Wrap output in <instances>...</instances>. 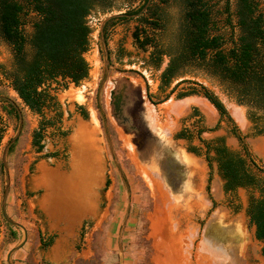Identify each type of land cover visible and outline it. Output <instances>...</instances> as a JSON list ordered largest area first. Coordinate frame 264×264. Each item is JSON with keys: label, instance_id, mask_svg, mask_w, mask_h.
Wrapping results in <instances>:
<instances>
[{"label": "rangeland", "instance_id": "rangeland-1", "mask_svg": "<svg viewBox=\"0 0 264 264\" xmlns=\"http://www.w3.org/2000/svg\"><path fill=\"white\" fill-rule=\"evenodd\" d=\"M141 1L114 0L111 10L96 9L88 15L87 22L91 32L89 48L84 54L89 64L88 77L78 86L70 85L66 91L58 95L61 100L72 101L71 91L83 87L87 97L85 106L95 110L94 92L100 88L99 99L106 105L112 138L110 152L112 155H109L106 143L98 131L100 144L106 154L109 179L107 189L103 193L102 207L95 212L91 223L84 228L81 240L69 255L55 262L45 261L40 255L34 225L35 202L26 192L34 190L30 185L35 179L34 176H26L33 153L29 150L28 138L26 136L18 138L11 151H6L5 156L9 187L5 195L4 213L9 220L22 226L26 236L24 237L17 225L8 223L3 217L1 203L6 177L4 169L0 168V264H208L204 262L205 260L198 262L196 254L199 251V244H204V248L207 247L209 250L218 249L223 253L217 255L209 264H263L261 242L256 239L254 226L245 212L249 198L258 196L259 191L256 187H237L232 192H225L224 180L217 171L215 162L208 167L204 143L200 138L209 141L222 136L225 145L231 150L239 151L242 156L246 153L242 148L244 144L250 170L264 181V134L255 133L253 123L247 117L248 107L238 104L214 77L198 68H187L184 73L174 77L168 86L161 89L159 75L167 63V57H163L158 67L149 63L148 57L152 47L147 44L140 48L132 36L138 23L135 18L127 17L114 25H109L105 30V44L103 43L104 38L100 34L102 21L112 14L123 13L129 8L136 7ZM231 2L234 6L235 0ZM153 4L164 7L168 15V31L174 32L180 13L178 1L169 0L164 5L159 0H153ZM35 18L33 12L27 16L26 33L31 31V23ZM144 29L148 35L152 34L149 25H145ZM172 37L171 35L163 37V42H170ZM119 47L122 48L120 60L117 58ZM107 53L110 58H107ZM12 65L11 47L0 39V95L14 101L24 115L29 130L34 126L36 118L23 107L20 98L8 85V80L3 74L4 71L10 70ZM117 73L123 74L139 87L143 96L147 91L150 98L149 101L147 99L144 101L147 105L155 107L156 111L153 123L155 126L152 125L150 119L152 117L148 116L147 110L145 112L151 128L153 126L159 128L169 139L172 134L185 128L186 131H190V138L176 139L175 142L179 147L186 149L195 146L198 152L195 156L189 153L196 160L190 167L195 177L194 196L185 204H178L175 199L171 201L168 198L170 201L167 217L170 224L165 227L166 233L165 231L160 233L153 225L156 214L154 196L140 171V169L147 171L145 164L137 157L134 145L129 142L109 112L107 105L111 88L109 81ZM199 84L206 86L219 97L225 106L226 116L219 115L213 105L200 94L176 98L178 92ZM168 99L182 101L183 108L176 113L166 112L161 105ZM199 100L210 106L212 111L210 115L202 108ZM236 111L240 114L237 115ZM0 117L5 126L0 140L1 164L3 148L16 134L18 120L14 114L7 111L5 101H0ZM91 120L97 127V119L92 117ZM126 143L133 146L132 151L127 148ZM27 152L29 154L25 155ZM251 159L255 164L251 163ZM11 232L15 234L12 235ZM157 234L161 235L159 241ZM163 239L169 245L172 259L170 262H167L165 252L159 249ZM26 241L29 242V246L23 252L22 258L14 256L15 251Z\"/></svg>", "mask_w": 264, "mask_h": 264}, {"label": "trees", "instance_id": "trees-1", "mask_svg": "<svg viewBox=\"0 0 264 264\" xmlns=\"http://www.w3.org/2000/svg\"><path fill=\"white\" fill-rule=\"evenodd\" d=\"M168 1L159 0L164 5ZM177 1L180 13L174 32L168 31L164 7L153 4V0L144 13L135 15L147 2L142 0L136 7L105 21L104 41L109 25L135 15L133 18L138 23L132 36L140 48L147 44L152 47L149 63L158 67L163 57H167L159 75L161 89L187 68H198L214 77L238 104L247 106V117L255 133L264 134V0H235L234 6L231 0ZM113 6L114 0H0V39L10 45L13 55L12 68L3 74L30 110L39 113L48 105L46 100L51 97L46 88L51 82L65 78L78 85L88 77L89 64L84 54L89 48L91 28L87 17L93 10L109 11ZM31 12L36 18L31 23V31L26 33V18ZM145 25H149L151 35L146 33ZM168 35L173 39L164 43L163 37ZM121 57L119 47L118 60ZM191 94L202 95L219 115H227L219 97L204 85L180 91L176 98ZM9 99L0 98V101H5L7 111L17 118V105ZM4 130L0 117V140ZM182 135L189 139L191 133L186 130L176 133V137ZM200 140L209 166L215 162L224 180L225 192L237 187L258 189V196L249 198L245 212L255 226L254 234L261 242L264 256V181L250 170L245 145L242 144L246 152L242 156L227 147L222 136ZM188 150L198 154L194 146ZM251 163L255 164L253 160Z\"/></svg>", "mask_w": 264, "mask_h": 264}, {"label": "flooded vegetation", "instance_id": "flooded-vegetation-1", "mask_svg": "<svg viewBox=\"0 0 264 264\" xmlns=\"http://www.w3.org/2000/svg\"><path fill=\"white\" fill-rule=\"evenodd\" d=\"M107 58H110L109 53ZM109 82L111 88L107 105L113 118L111 111L113 89L112 82ZM70 85L78 86L65 78L51 82L46 88L51 100L47 98L48 105L39 113L30 110L21 101L23 107L35 116V124L27 130L26 119L20 111L21 129L9 145L13 146L18 138L26 136L29 150L33 153L26 176H34L35 179L30 184L34 190L26 192L35 202L36 236L40 255L47 262L60 260L75 248L82 238L84 228L91 223L95 212L102 207L103 193L109 183L106 154L100 144L98 131L106 143L109 155H112L110 154L112 138L106 105L99 99L100 88L94 92L93 110L85 106L87 97L83 87H81L83 101L75 99L72 95V101L61 100L58 97L59 93L66 91ZM149 98L147 91L145 96L141 90L134 92L130 106L133 109L131 123L125 124L130 133L123 129L122 131L134 145L137 157L145 164L147 172L153 175L161 190L167 193L171 201L175 199L178 204H185L195 193V177L190 167L196 160L189 153L193 156L196 153L177 145L175 140H186L184 135L176 137V132L169 139L159 128H155L153 123L156 117L150 118L154 125L151 128L149 117L145 114L147 110L148 116L150 115L148 110L150 106L144 101L145 99L149 101ZM92 117L97 119V127L92 122ZM17 120L19 125L18 112ZM126 146L133 150V146L131 149L127 143ZM27 154L29 153L25 155ZM14 225L22 230L25 237L26 232L22 226L19 223Z\"/></svg>", "mask_w": 264, "mask_h": 264}, {"label": "bare ground", "instance_id": "bare-ground-1", "mask_svg": "<svg viewBox=\"0 0 264 264\" xmlns=\"http://www.w3.org/2000/svg\"><path fill=\"white\" fill-rule=\"evenodd\" d=\"M97 64H98V59L96 58V65ZM71 92H72L71 95L75 99H77L79 101H83V94H82V89L81 88H74ZM199 102H200V105L202 106V108L210 115V113L212 112L210 106H208V104L206 102H204V101H200L199 100ZM183 105L184 104H183L182 101L177 102V101H174L172 99H168L167 101H165L161 105V107L165 108L166 112H168V113L169 112L176 113L180 109L183 108ZM148 110H149L150 116L152 118H154L155 117V109H154V107L153 106H150ZM236 114L239 115L240 113L236 111ZM92 116H94V112L93 111H92ZM127 145L129 146L130 149L132 148V145L130 143H127ZM140 171L143 174L144 178L146 179L148 185L152 189V194L154 196L155 210H156L155 213L156 214H155V217H154V220H153V225L156 226L155 227L156 230L158 229V231H160V233H161V231L162 232L165 231V233H166V230H165L166 228L165 227H167V225L169 226V224H170L169 221H168V217H167V213L169 212L168 205H169V201H170L168 199V195H167V193H165V191L161 190V188L157 185V183L155 182V179H154L153 175L150 172L148 173L147 171H142L141 169H140ZM170 227H171V225H170ZM177 229H178V227H177ZM175 232H177V230ZM156 237H157V240L158 241H159V239H161V235L159 236L157 234ZM203 245L204 244H201V245L199 244V251L196 254V256L198 257V262H203L205 260L204 262L209 264V262H211L213 259H215V257H217V255H223V253L220 252V250H218V249L217 250H213V249H210L209 250L207 247L204 248ZM159 249L160 250L162 249L165 252V255H166L165 258L167 259V262L172 261V259L170 257L169 245H167V243L165 242L164 239L162 241V244H160Z\"/></svg>", "mask_w": 264, "mask_h": 264}, {"label": "water", "instance_id": "water-1", "mask_svg": "<svg viewBox=\"0 0 264 264\" xmlns=\"http://www.w3.org/2000/svg\"><path fill=\"white\" fill-rule=\"evenodd\" d=\"M149 2H150V0H147L145 5L143 6V8L135 15H138L143 10H145V8L149 4ZM117 15H120V13L112 14V15L108 16L104 21H102L101 26H100V32H101L100 34L101 35H102L103 24L105 23V21L108 18L113 17V16H117ZM135 15H133V16H135ZM127 16H131V15L127 14ZM133 16H131V17H133ZM102 41L105 44V41L103 39H102ZM106 71H107V67H106ZM110 81L112 82V89H113V95H112L113 100H112V104H111V111L113 114V118H114L116 124L119 125L126 133H130V130L128 128H126L125 124L131 123L130 116H131V113L133 112V109L130 108L131 97L135 91L137 92L141 89L139 87H137L136 85H134L132 81H130L128 78H126L123 74H120V73H117L116 75L111 77ZM0 98H7V97L0 95ZM9 100L12 101L11 99H9ZM16 108H17V112H18V116H19L18 129H17L16 134L4 146L2 154H1L2 167L4 169V173H5V177H6V183H5L3 197H2V203H1V211H2L4 219L6 221H8L9 223H13V224H17V223L9 220L5 216V213H4L5 195H6L8 187H9V177L7 174V167L5 164V156H6V151L9 147V145L15 140V138L17 137V135L19 134V131L21 129V113H20V110L18 109L17 106H16ZM122 115H124V117H122ZM134 144L136 145L135 142H134ZM254 231H255V226H254ZM260 253H261V248H260ZM261 255H262V253H261ZM262 257L264 259L263 255H262Z\"/></svg>", "mask_w": 264, "mask_h": 264}, {"label": "crops", "instance_id": "crops-1", "mask_svg": "<svg viewBox=\"0 0 264 264\" xmlns=\"http://www.w3.org/2000/svg\"><path fill=\"white\" fill-rule=\"evenodd\" d=\"M28 246H29V242L26 241V243L21 248H19L17 251H15L14 256H17L18 258H22L23 252L26 251Z\"/></svg>", "mask_w": 264, "mask_h": 264}]
</instances>
